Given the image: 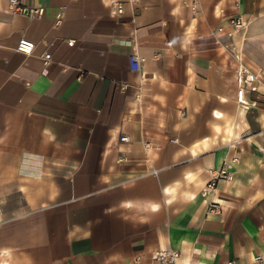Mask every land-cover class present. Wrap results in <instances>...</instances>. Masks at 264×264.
Here are the masks:
<instances>
[{
	"label": "crops",
	"instance_id": "obj_1",
	"mask_svg": "<svg viewBox=\"0 0 264 264\" xmlns=\"http://www.w3.org/2000/svg\"><path fill=\"white\" fill-rule=\"evenodd\" d=\"M18 1L45 12L0 0V264H264V110L233 75L264 91V0Z\"/></svg>",
	"mask_w": 264,
	"mask_h": 264
},
{
	"label": "built area",
	"instance_id": "obj_2",
	"mask_svg": "<svg viewBox=\"0 0 264 264\" xmlns=\"http://www.w3.org/2000/svg\"><path fill=\"white\" fill-rule=\"evenodd\" d=\"M8 6V8L15 13L24 14L28 19H37L41 18L44 15L45 9L41 6H22L19 4L18 0H4ZM115 9V12L120 13L121 12V6L119 3L108 0ZM187 2V7L189 10L193 13L196 11V4L197 0H184V2ZM62 9V8H59ZM61 20V14L60 12H57L54 16V25H58ZM226 25L232 30H238L244 28L246 25L245 20H243L240 16H235L232 18H229L226 21ZM221 28L218 27L217 31H220ZM71 41H67V45H71ZM33 49V43L30 40L20 38L17 40L15 44V50L21 54L28 55L31 53ZM42 62L44 63L48 57V53L42 54ZM236 59V58H235ZM142 58L136 55L135 53H131L127 55V63L128 68L131 71H137L139 69V63L141 62ZM236 62L238 63L236 68L233 70L234 75V81H235V88H234V102L236 106L243 110H249L251 108H255L258 106H261L264 110V91L260 92L256 97L254 98H247L246 94L257 92V85H256V79L252 72H250L248 69H246L238 59H236ZM120 141H126V136H120ZM146 146V144H144ZM237 161L235 156L230 157L226 161H222L220 168L218 172L212 177L213 179L210 180L205 187L203 188V192L211 191L213 190L214 186V179L220 178L222 180L229 179V173L228 170L230 167L235 164ZM178 256V252L176 250L170 249V248H159L151 252V259L156 260L158 262H173L176 257ZM254 260L260 264L261 258L259 255L254 256Z\"/></svg>",
	"mask_w": 264,
	"mask_h": 264
}]
</instances>
